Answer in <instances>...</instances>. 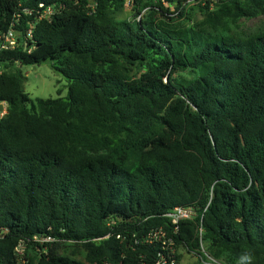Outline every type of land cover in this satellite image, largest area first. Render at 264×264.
Returning a JSON list of instances; mask_svg holds the SVG:
<instances>
[{
    "label": "trees",
    "instance_id": "obj_1",
    "mask_svg": "<svg viewBox=\"0 0 264 264\" xmlns=\"http://www.w3.org/2000/svg\"><path fill=\"white\" fill-rule=\"evenodd\" d=\"M96 2L0 0V33L33 29L31 53H0V264H157L160 228L177 252L264 264V22L242 30L264 0H132L134 22L127 0ZM41 4L62 9L23 14ZM46 62L66 98L32 100L12 70ZM176 207L198 217L174 234Z\"/></svg>",
    "mask_w": 264,
    "mask_h": 264
},
{
    "label": "built area",
    "instance_id": "obj_2",
    "mask_svg": "<svg viewBox=\"0 0 264 264\" xmlns=\"http://www.w3.org/2000/svg\"><path fill=\"white\" fill-rule=\"evenodd\" d=\"M88 5L86 8L89 10L90 14H93L97 8L96 0H86ZM172 3H169L167 0H162L163 4L166 6L175 5L181 6L183 9H188L190 7L196 6L201 0H172ZM218 0H204L203 6L207 5V2H217ZM131 4V1L129 2ZM62 9V6L57 7L54 5L46 6L44 4L39 5V8H27L23 11V14L28 17L34 16L35 22L41 21H50L53 16ZM142 16H138L129 20V22L140 21ZM20 16L10 28L4 32L0 33V53L5 51H13L23 47L25 51L31 53L32 47L27 44V42H32L33 38V29L32 27L28 30L20 29ZM3 74V65L0 64V75ZM7 104L0 103V120L3 119L7 113ZM165 217L171 222L173 226L174 234H177L179 231V226L183 222H191L198 217V213L194 208H183L176 207L173 210L169 211ZM41 243H52L53 239L48 237L42 240H39ZM154 241L161 242L163 245L162 252L158 253L157 264H176V255L177 251L174 248V241L169 237L168 233L160 228L150 232L148 236V242L153 243Z\"/></svg>",
    "mask_w": 264,
    "mask_h": 264
},
{
    "label": "rangeland",
    "instance_id": "obj_3",
    "mask_svg": "<svg viewBox=\"0 0 264 264\" xmlns=\"http://www.w3.org/2000/svg\"><path fill=\"white\" fill-rule=\"evenodd\" d=\"M130 1L132 4V0H127V5L125 6L124 11L117 16L118 21H129L135 18L134 7L129 4ZM166 7L171 8L170 10L173 11L175 5L167 4ZM191 17V21H188L187 19H177L176 22L186 26H193L194 24L201 23L203 20V15L200 10L195 11ZM155 18L162 19V16L157 14ZM262 22H264V18L258 20H245L242 30L254 31L261 25ZM17 69H20L23 76L26 77L24 90L32 100L56 99L58 97L66 98L68 96V82L62 75L53 69L51 62H46L40 66H16L15 68H12L13 71ZM7 71L8 70L3 67V73ZM193 77V74L189 73H180L176 75V78L186 80H190ZM6 107L8 108V105H6ZM23 249L24 247L20 248L21 254ZM30 253L34 254L35 252L30 251ZM177 254L180 257L179 264H219L209 258L205 253L203 255H205L208 260L202 259V257L197 254H190L184 249H179Z\"/></svg>",
    "mask_w": 264,
    "mask_h": 264
},
{
    "label": "clouds",
    "instance_id": "obj_4",
    "mask_svg": "<svg viewBox=\"0 0 264 264\" xmlns=\"http://www.w3.org/2000/svg\"><path fill=\"white\" fill-rule=\"evenodd\" d=\"M240 264H254V255L252 252H245L240 257Z\"/></svg>",
    "mask_w": 264,
    "mask_h": 264
}]
</instances>
